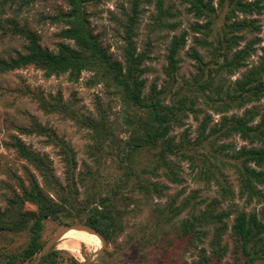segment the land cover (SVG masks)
Returning a JSON list of instances; mask_svg holds the SVG:
<instances>
[{
	"label": "trees",
	"instance_id": "obj_1",
	"mask_svg": "<svg viewBox=\"0 0 264 264\" xmlns=\"http://www.w3.org/2000/svg\"><path fill=\"white\" fill-rule=\"evenodd\" d=\"M36 0H21L25 6ZM48 1V0H42ZM68 7L66 13H59L51 21L65 26L59 37L63 41L72 42L75 49L65 43L57 45V52L52 53L43 48L38 36L30 31L27 26L19 28L15 22L9 20L11 30L3 31V35L20 37L26 42L25 53H17L8 60L0 59V72H10L33 66L44 73L46 77L68 74L71 81L78 80L83 71L93 74L92 84H103L106 89H111L112 95L134 114L125 118V123L131 127V136L125 143V154L122 155L118 167L122 173L116 179V183L110 188L104 189L99 176V167L105 154L104 145L111 142L112 136L108 132L104 118L96 121L86 118L78 120L85 129L92 134L93 145L89 147L88 156L92 159L97 170H86L76 178V164L74 157L65 149L61 140V155L65 163L64 184L60 183L51 173L49 161L45 156H40L27 149L16 140L13 144L21 158L33 166L42 177L43 186L32 181L29 189L22 188L21 197L14 196L9 201V208L0 209V234L2 233H27L29 236L26 247L17 255L0 254V264H25L30 263L35 256L40 254L45 243L42 241L44 222L51 220L61 225H73L72 221H78L82 225L98 232L106 242L114 238L117 230L121 228V217L124 210H119V201L123 202L124 209L133 203L132 198H124L123 190L129 185L130 193L135 191L150 196L160 195L157 185H146L141 175H157L159 169H165L164 175L172 182L177 183L173 165L168 162L169 157L179 161L189 160L192 155L186 144L173 143L170 136L174 128L182 126L183 120L188 115L200 113L195 106L198 99H203L206 105L218 114L226 113L230 107L242 108L246 104L264 101V48L259 63L247 70L232 84L226 85L225 75H235L246 66L247 60L254 55L258 39L245 44L238 49L244 39L242 32L253 33L258 28L253 22L245 20L229 23L236 15H261L263 6L259 1L250 0H176L185 6L188 15H192L197 22L190 25L192 44L188 50V56L195 63L196 73L191 80L189 93L182 95L180 91L172 94V87L176 83L179 71V53L186 48L188 34L182 31L174 35L166 49L163 74L165 86L157 88L151 84L146 90L147 73L145 63L149 59L146 51H138L134 40L137 37L139 15L138 4L132 2L129 11H122V20L118 22L119 39L121 42V61L115 59L109 49L103 46L100 37L90 27L85 6L87 0H60ZM96 1V0H94ZM90 2V1H89ZM225 10V23L227 32L213 38L212 32L215 24L216 10ZM158 16L154 19L158 22V29L175 31L177 23H167L165 18L172 17V13L164 10L162 1L157 5ZM206 51L209 60L205 61L200 53ZM109 90V91H111ZM211 96H209L208 94ZM169 97V104L166 102ZM39 107L47 113H58L68 116L69 119H77L64 105L60 98L54 102H46L42 96L36 95ZM255 117H259L257 124H252ZM206 119L199 126L198 137L207 139L212 134H219L222 138L232 135L238 136L251 147H242L232 155L233 169L237 175L238 198H244L247 205L253 201H260L264 197L261 187L264 186V148H257L256 144L264 145V114L257 110H247L241 116H223L220 127L213 128L206 135ZM22 134L45 136L54 146L57 138L46 128L33 121L31 128L20 129ZM205 135V136H204ZM186 139V136H184ZM198 140V141H199ZM107 147V146H106ZM158 149L156 164L150 169L142 168L139 173L135 168V154L144 151ZM136 165V166H135ZM201 169L200 174L206 175V170ZM214 177V174H212ZM219 198L212 200L198 214L191 217L178 226L179 237L184 239L186 245L197 251L198 264H219L229 252V246L223 243L224 236L230 232L231 253L235 255L237 264H261L264 262V210L246 213L238 210L232 200L234 193L227 186L219 182ZM80 188L82 192H80ZM82 196V198L80 197ZM232 203L230 210L221 209V205ZM25 203L32 204L36 211H24ZM186 208L184 203L181 208L174 211L173 216ZM234 214L232 225L228 227L226 220ZM72 220L68 222L66 220ZM210 236L208 243L209 252L200 248ZM73 264H77L75 261ZM39 264H58L57 253L49 251L42 257Z\"/></svg>",
	"mask_w": 264,
	"mask_h": 264
},
{
	"label": "rangeland",
	"instance_id": "obj_2",
	"mask_svg": "<svg viewBox=\"0 0 264 264\" xmlns=\"http://www.w3.org/2000/svg\"><path fill=\"white\" fill-rule=\"evenodd\" d=\"M85 10L88 14L90 27L100 37V41L113 57L121 61V42L119 39L118 22L122 20V11H129L132 2L138 4L139 25L137 37L134 40L138 51H146L149 59L145 63L147 73L146 90L151 84L157 88L165 86L163 67L165 65L166 49L174 35L182 31L187 32L188 41L186 48L182 50L178 58L179 71L176 76V83L173 85L172 94L180 91L182 95L193 90L191 80L194 77L195 63L187 55L192 44V33L190 25L197 20L188 15L185 6L176 0H87ZM90 1V2H89ZM162 1L164 10L172 13V17L165 18L167 23H177L175 31L158 29V22L154 19L158 16L157 5ZM259 1L263 6L261 15H236L229 23L245 20L253 22L258 31L253 33L242 32L243 41L239 48L255 38L259 43L254 47L255 53L246 62V66L233 76H226V85L232 84L239 79L247 70L259 63L264 48V0ZM217 7V0H214ZM69 7L60 0H36L28 5H21V0H0V59L8 60L17 53L24 54L26 42L20 37L3 35V31L11 30L9 20L21 28H27L39 38L40 45L52 53L57 52V45L65 43L75 49L72 42L60 39V32L65 29L62 24L51 21L59 13H66ZM225 10H216L215 24L212 32L213 38L218 34L222 36L227 32L225 23ZM200 53L204 60L208 61L206 51ZM93 74L83 71L78 80L73 82L68 74L46 77L44 73L33 66L10 71L0 72V209L9 208V201L14 196L21 197L22 188L29 189L31 182L36 181L40 187L43 186L42 177L38 171L19 156L13 144L16 140L21 142L27 149L40 156H45L50 165L51 173L62 184L65 179L64 157L61 155L59 140L70 151L76 164L75 176L85 174L86 170H97L92 159L89 158V147L93 145L92 134L79 123L78 120L86 118L105 121L108 132L112 135L111 142H106L104 150L106 155L102 157V164L99 167V176L104 189L116 183V179L122 171L118 167L123 154H125V143L131 136V127L125 123L128 115L134 114L127 109L121 101L112 95L103 84H92ZM208 94L207 92H205ZM41 95L46 102H54L60 98L77 119H69L58 113H47L39 107L36 95ZM211 96L210 94H208ZM169 97L166 102L169 104ZM210 107L211 102L206 105L203 99H198L195 106L200 110L195 116L193 114L183 120L182 126L174 128L170 136L173 143L186 144L192 155V162L189 160L179 161L169 157L168 162L173 165L177 183L170 182L165 169H159L157 175H141L146 185H157L161 194L145 196L137 191L130 193V185L123 190L124 198L131 197L133 203L124 209L123 202L119 201V210H124L121 217V228H119L110 242L103 247L100 242L99 249L94 246H85L80 242L58 239L50 248L57 253L58 264H198L197 251L190 249L184 239L179 237L178 226L191 217V214H198L212 200L219 198V185L227 186L234 193L235 203L238 210L246 213L251 211L261 212L264 210V197L260 201H253L247 205L244 198H238L237 175L233 169L234 161L232 155L242 147H251L247 142L238 136L232 135L222 138L219 134H212L207 139L200 140L198 137L199 126L206 119L205 135L213 128H219L222 117L232 115L241 116L247 110H257L260 115L264 114V101L246 104L242 108L230 107L226 113L218 114ZM259 117H255L252 124L258 123ZM33 121L46 128L57 138L56 145L45 136L34 134H22L20 129H29ZM204 135V136H205ZM184 136H186V139ZM199 140V141H198ZM107 146V147H106ZM257 148L263 144H256ZM158 149L144 151L135 154L137 173L142 168L150 169L156 164L155 157ZM206 170V175L200 174L201 169ZM264 169V168H263ZM214 174V177L213 175ZM264 194V186L261 187ZM80 192L82 189L80 188ZM82 198V196H80ZM83 199V198H82ZM186 203V208L173 216L174 211ZM232 203L226 202L221 209L230 210ZM24 211H36L32 204L25 203ZM234 214L226 220L228 227L232 225ZM71 222L72 220H66ZM73 225H79L78 221H72ZM82 225V224H81ZM64 225L56 221L48 220L43 224L42 241L44 243L52 239ZM76 231V230H71ZM29 236L27 233H2L0 234V254L17 255L27 245ZM210 236L204 241L200 248L209 252L208 243ZM223 243L229 246V252L219 264H237L235 255L231 253L230 232L224 238ZM63 249H62V247ZM49 250V251H50ZM96 250V251H95ZM48 251V252H49ZM93 251V252H92ZM101 252L99 256L97 253ZM42 259V258H41ZM40 259V261H41ZM39 260V254L30 263L34 264ZM39 261V263H40ZM38 263V264H39ZM261 264H264L262 262Z\"/></svg>",
	"mask_w": 264,
	"mask_h": 264
},
{
	"label": "water",
	"instance_id": "obj_3",
	"mask_svg": "<svg viewBox=\"0 0 264 264\" xmlns=\"http://www.w3.org/2000/svg\"><path fill=\"white\" fill-rule=\"evenodd\" d=\"M71 230H76V231H82V232H86L90 235L95 236L102 244V246L104 247L106 244L105 239L95 230L86 227L84 225H70V226H64L52 239H50L48 242L45 243L42 251L39 254V260H37L34 264H38L40 259L45 256L48 251L50 250V248L54 245V243L60 239L64 234H66L67 232L71 231ZM101 254V252L97 253V256H99ZM83 264H91L90 262H85Z\"/></svg>",
	"mask_w": 264,
	"mask_h": 264
},
{
	"label": "bare ground",
	"instance_id": "obj_4",
	"mask_svg": "<svg viewBox=\"0 0 264 264\" xmlns=\"http://www.w3.org/2000/svg\"><path fill=\"white\" fill-rule=\"evenodd\" d=\"M69 238L72 241H74V242H80V243H82V244H84L85 246H88V247L94 246L96 248V250L99 249V247H100L99 240L95 236L90 235V234H88L86 232H82V231H69V232H67L66 234H64L61 237V240H67ZM61 247H62V245H61ZM63 247H62V249H63Z\"/></svg>",
	"mask_w": 264,
	"mask_h": 264
}]
</instances>
